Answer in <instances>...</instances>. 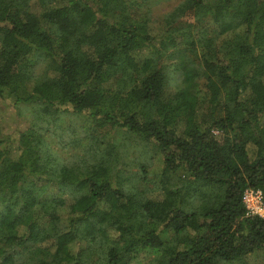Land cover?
<instances>
[{"label": "trees", "instance_id": "obj_1", "mask_svg": "<svg viewBox=\"0 0 264 264\" xmlns=\"http://www.w3.org/2000/svg\"><path fill=\"white\" fill-rule=\"evenodd\" d=\"M146 2L0 0V264L264 253V0Z\"/></svg>", "mask_w": 264, "mask_h": 264}, {"label": "rangeland", "instance_id": "obj_2", "mask_svg": "<svg viewBox=\"0 0 264 264\" xmlns=\"http://www.w3.org/2000/svg\"><path fill=\"white\" fill-rule=\"evenodd\" d=\"M143 0H139L141 2ZM182 0H147L145 7L151 8L154 15L162 14L165 12L171 11L178 3H180ZM23 112H28V107H22ZM0 122L2 123V126L4 128L5 132L12 131L15 127L20 124H22L19 115L17 113V110H21L19 106H17L16 102L12 100L11 98H1L0 99ZM72 126L76 127V131L79 134H84L85 129L81 127V121L74 118V122H72ZM128 160L133 165L135 164L136 167H138V164H141L143 162H148V158L145 157L144 153L142 151H136L133 152L129 157ZM162 167L160 159L156 160V165L154 167L155 171L160 170ZM145 261V260H144ZM251 264H264V253L263 251L259 252L256 255H253L250 258Z\"/></svg>", "mask_w": 264, "mask_h": 264}, {"label": "built area", "instance_id": "obj_3", "mask_svg": "<svg viewBox=\"0 0 264 264\" xmlns=\"http://www.w3.org/2000/svg\"><path fill=\"white\" fill-rule=\"evenodd\" d=\"M243 202L248 215L264 217V192L261 189H247L243 196Z\"/></svg>", "mask_w": 264, "mask_h": 264}]
</instances>
